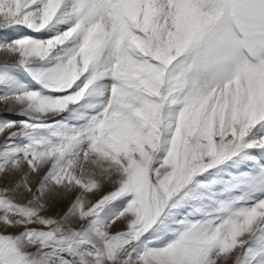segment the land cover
I'll list each match as a JSON object with an SVG mask.
<instances>
[{
	"label": "snow or ice",
	"instance_id": "snow-or-ice-1",
	"mask_svg": "<svg viewBox=\"0 0 264 264\" xmlns=\"http://www.w3.org/2000/svg\"><path fill=\"white\" fill-rule=\"evenodd\" d=\"M0 33V264H264V0H0Z\"/></svg>",
	"mask_w": 264,
	"mask_h": 264
},
{
	"label": "rangeland",
	"instance_id": "rangeland-1",
	"mask_svg": "<svg viewBox=\"0 0 264 264\" xmlns=\"http://www.w3.org/2000/svg\"><path fill=\"white\" fill-rule=\"evenodd\" d=\"M0 119H9V120H18L21 119V117H19L18 115H13L11 112L7 111L4 109V106L1 105L0 103ZM7 133H5L4 135H6ZM4 135H0V143H3L4 140ZM5 183H0V187H5ZM108 189H105V191H107ZM67 200L62 202V203H57L56 207H53L46 213H44L45 215L48 216H52L55 218H59L58 213L60 215H62L66 210H67V206H66ZM121 230H123V226H121ZM21 231H23V229L17 227V228H5L3 225H0V233L3 234H19ZM30 251H35V249H30Z\"/></svg>",
	"mask_w": 264,
	"mask_h": 264
},
{
	"label": "bare ground",
	"instance_id": "bare-ground-1",
	"mask_svg": "<svg viewBox=\"0 0 264 264\" xmlns=\"http://www.w3.org/2000/svg\"><path fill=\"white\" fill-rule=\"evenodd\" d=\"M23 33H24V34H27V30H26V29L23 30ZM0 35H3V33H0ZM9 35H10V36H15V35H17V34H16V33H9ZM35 35L40 36V37L43 36L42 33H41V34H35ZM4 60H5V55H4V53H0V63H3ZM9 62H10V63H14V62H16V61H15V59L13 58V59H10ZM1 105L4 106V109H5V110L9 111V110H8V106H6V105L3 104V103H1ZM16 111L18 112V108L16 109ZM9 112H10V111H9ZM11 113H12L13 115H16L15 112H11ZM16 116H17V115H16ZM0 183H2V184L5 183V184H6L5 186H7V184L10 183V180L0 178ZM70 203H71V199L67 200V203H66L67 208L70 206ZM56 205H57V204L53 205V207H56Z\"/></svg>",
	"mask_w": 264,
	"mask_h": 264
}]
</instances>
